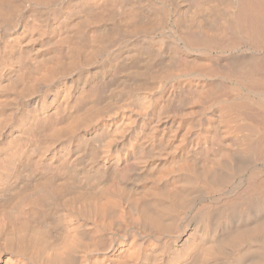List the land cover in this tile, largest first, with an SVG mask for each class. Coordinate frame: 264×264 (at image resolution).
I'll use <instances>...</instances> for the list:
<instances>
[{
	"label": "bare ground",
	"instance_id": "1",
	"mask_svg": "<svg viewBox=\"0 0 264 264\" xmlns=\"http://www.w3.org/2000/svg\"><path fill=\"white\" fill-rule=\"evenodd\" d=\"M0 264H264V0H0Z\"/></svg>",
	"mask_w": 264,
	"mask_h": 264
}]
</instances>
